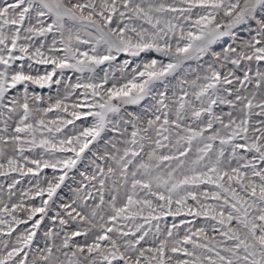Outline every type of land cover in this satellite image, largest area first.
<instances>
[{
  "label": "snow or ice",
  "instance_id": "obj_1",
  "mask_svg": "<svg viewBox=\"0 0 264 264\" xmlns=\"http://www.w3.org/2000/svg\"><path fill=\"white\" fill-rule=\"evenodd\" d=\"M0 177V264H264V0H0Z\"/></svg>",
  "mask_w": 264,
  "mask_h": 264
},
{
  "label": "rangeland",
  "instance_id": "obj_2",
  "mask_svg": "<svg viewBox=\"0 0 264 264\" xmlns=\"http://www.w3.org/2000/svg\"><path fill=\"white\" fill-rule=\"evenodd\" d=\"M68 75H72V73L71 72H69L68 73ZM35 87V86H34ZM36 91L37 92H40L41 94H43L45 97H47L48 95H55V86H54V88L50 91L49 89H47V88H45V89H40V88H38V87H36ZM49 175H51V172H50V170H45ZM3 178L2 177H0V180H2ZM69 183H71L70 181H69ZM28 185L27 184H25L24 185V187H27ZM74 186V185H73ZM69 195L71 194V193H68ZM171 221H172V218L171 217H169L168 218V222L169 223H171Z\"/></svg>",
  "mask_w": 264,
  "mask_h": 264
}]
</instances>
